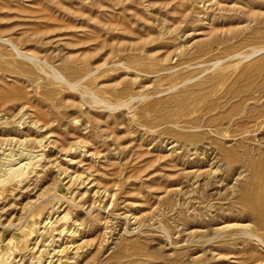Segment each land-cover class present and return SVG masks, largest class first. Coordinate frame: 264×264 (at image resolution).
<instances>
[{"label":"rangeland","instance_id":"rangeland-1","mask_svg":"<svg viewBox=\"0 0 264 264\" xmlns=\"http://www.w3.org/2000/svg\"><path fill=\"white\" fill-rule=\"evenodd\" d=\"M0 258L264 264V0H0Z\"/></svg>","mask_w":264,"mask_h":264},{"label":"bare ground","instance_id":"bare-ground-1","mask_svg":"<svg viewBox=\"0 0 264 264\" xmlns=\"http://www.w3.org/2000/svg\"><path fill=\"white\" fill-rule=\"evenodd\" d=\"M9 162V161H8ZM25 167H26V164H22L20 166H17V167H9L8 168V174H12V175H21L24 173L25 171ZM8 176V175H7ZM14 178V177H13ZM6 255V254H5ZM4 259V257H3ZM0 264H5L4 261L0 258Z\"/></svg>","mask_w":264,"mask_h":264}]
</instances>
